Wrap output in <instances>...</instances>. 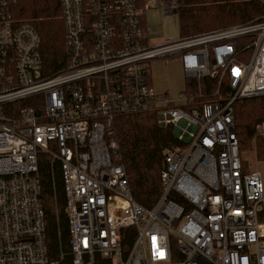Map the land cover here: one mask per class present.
I'll list each match as a JSON object with an SVG mask.
<instances>
[{
	"label": "built area",
	"instance_id": "1",
	"mask_svg": "<svg viewBox=\"0 0 264 264\" xmlns=\"http://www.w3.org/2000/svg\"><path fill=\"white\" fill-rule=\"evenodd\" d=\"M18 1L0 0V264H264V180L244 164L234 114L237 100L264 95V15L150 45L146 9L166 17L178 0H58L66 57L47 73ZM171 57L196 94L188 82L177 99L155 92L150 65ZM205 77L217 86L201 102ZM147 112L184 143L164 152L152 207L134 199L111 128ZM44 152L66 199L68 248L59 226L56 253Z\"/></svg>",
	"mask_w": 264,
	"mask_h": 264
},
{
	"label": "trees",
	"instance_id": "2",
	"mask_svg": "<svg viewBox=\"0 0 264 264\" xmlns=\"http://www.w3.org/2000/svg\"><path fill=\"white\" fill-rule=\"evenodd\" d=\"M176 13L180 37H190L260 18L264 15V0H178ZM14 14L18 18L30 20L39 32L46 72L59 70L66 57L59 1L19 0L14 6ZM143 26L146 27L145 19ZM201 82L204 96L199 97L197 92V100L204 102L213 99L211 92L216 89V80L205 77ZM188 83L195 85V80H188ZM194 88L196 94V85ZM234 114L241 154L252 150L256 138L257 157L263 159L264 137L257 135V125L264 121V95L237 100ZM111 128L119 144L121 162L126 168L134 199L146 207H152L161 191L160 171L164 152L183 146L184 143L175 136L172 127L158 125L154 112L118 117ZM244 164L246 168L249 167L246 158ZM39 174L48 222L49 246L56 253L59 226L64 246L68 248V220L64 213L66 199L62 176L58 164L52 165L51 155L47 152L40 155Z\"/></svg>",
	"mask_w": 264,
	"mask_h": 264
},
{
	"label": "rangeland",
	"instance_id": "3",
	"mask_svg": "<svg viewBox=\"0 0 264 264\" xmlns=\"http://www.w3.org/2000/svg\"><path fill=\"white\" fill-rule=\"evenodd\" d=\"M145 13L146 29L144 35L148 44L153 45L158 41L176 40L180 37L177 13L162 18L161 9L155 8V6L147 8ZM150 70L152 86L155 92L163 93L169 91L177 99L181 93L186 91L188 78L178 57L156 59L152 61ZM243 156L248 160L250 168H259L261 170L264 180V158L257 157L256 142L253 141L252 150L244 152Z\"/></svg>",
	"mask_w": 264,
	"mask_h": 264
},
{
	"label": "crops",
	"instance_id": "4",
	"mask_svg": "<svg viewBox=\"0 0 264 264\" xmlns=\"http://www.w3.org/2000/svg\"><path fill=\"white\" fill-rule=\"evenodd\" d=\"M155 8H158V6L155 5ZM167 17V16H166ZM164 16H162V18H166ZM165 41V40H164ZM159 42H162V41H158V42H155V43H159Z\"/></svg>",
	"mask_w": 264,
	"mask_h": 264
},
{
	"label": "bare ground",
	"instance_id": "5",
	"mask_svg": "<svg viewBox=\"0 0 264 264\" xmlns=\"http://www.w3.org/2000/svg\"><path fill=\"white\" fill-rule=\"evenodd\" d=\"M170 150V149H169ZM259 169V168H258ZM263 176V175H262Z\"/></svg>",
	"mask_w": 264,
	"mask_h": 264
}]
</instances>
